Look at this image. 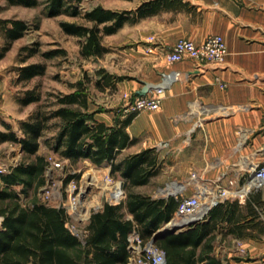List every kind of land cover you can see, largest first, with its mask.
<instances>
[{"label":"trees","instance_id":"trees-1","mask_svg":"<svg viewBox=\"0 0 264 264\" xmlns=\"http://www.w3.org/2000/svg\"><path fill=\"white\" fill-rule=\"evenodd\" d=\"M7 1L10 5L25 7L40 5V0ZM83 1L50 0L47 14L55 17L70 13L83 18L84 22L61 21L60 26L66 34L80 38V54L84 58L99 57L109 52L104 37L116 33L127 22H138L162 10L180 9L188 3L184 0H145L137 9L127 10L109 9L99 3L83 10ZM27 28L28 22L23 19H0V30L6 37L0 57L12 48L16 39L26 35ZM38 45L34 42L22 47L18 55L22 63H27L38 52ZM43 55L54 58L67 55V50L58 47L44 51ZM46 69V62L29 63L20 67L18 81L28 82L45 74ZM97 75L100 78L94 80L86 73L84 80L71 82V92L55 95V107L42 104L39 87L28 89L19 101L24 106L30 103H38L39 106L28 119L20 121L23 136H19L10 124L4 123L6 130L0 131V145L6 141L19 143L23 152L35 155L36 159L18 163L10 172L0 174V216L4 217L0 227V264H128V237L133 230L137 228L142 238L148 240L174 217L179 198L172 195L156 198L136 190L139 186H146L160 173L157 148H145L138 153L120 156L124 149L136 142L127 132V125L135 112L110 126L95 118L96 111L89 110L88 82L104 90L106 87L114 89L115 83L124 79V76L112 74L104 67L98 70ZM54 126L58 132L51 141L47 137L46 142L49 141L56 152L73 163L89 159L98 166L109 165L112 174L119 173L126 191L125 200L118 205L106 202L102 210L92 213L84 240L67 227L68 215L64 207L50 205L39 196L47 183V158L38 155L40 140ZM242 205L239 200L221 202L213 207L204 222L158 239L157 244L166 251L167 264H227L215 254L217 236L220 233L242 238L254 236L253 232L246 231V225H256L253 221L257 210L248 208L245 215ZM246 205L251 206L249 201Z\"/></svg>","mask_w":264,"mask_h":264},{"label":"crops","instance_id":"crops-1","mask_svg":"<svg viewBox=\"0 0 264 264\" xmlns=\"http://www.w3.org/2000/svg\"><path fill=\"white\" fill-rule=\"evenodd\" d=\"M143 1L99 0L96 5L100 3L109 9L127 10L137 9ZM184 1L188 3L180 9L162 10L138 22H127L116 33L104 37L107 47L120 48L118 55L122 58L118 65H104V68L112 74L124 76V79L117 81L114 89L106 87L101 90V93L108 95L107 100H97L90 95L89 110L96 111L95 118L110 126L135 112L127 125V132L136 142L124 151H130L136 145L139 147L129 154L145 148H156L162 141H171L175 150L182 148L179 153L184 152L183 156H189L190 173L185 179L177 181L187 182L191 172L198 171L210 179L225 174L224 182L227 183L228 179L247 174L255 165L264 164V0ZM0 5L3 6L0 19L19 18L27 21L21 16L13 17L4 12L29 6L10 5L7 0H0ZM214 33L221 34L227 42L229 53L222 63L203 64L189 58L176 62L167 60V52L179 38L187 37L200 43ZM22 38L16 39L6 53L13 50L18 52L17 44ZM20 46L21 51L27 45ZM3 58L0 57V73L4 71ZM134 61L133 69L129 65ZM166 75L173 77L172 85L161 95L158 110L132 111L129 107L131 97L144 93L148 83L153 87L148 89L147 94L153 93L154 86L162 83ZM98 78L99 75L96 76ZM72 90L70 86L69 92ZM0 94L3 95L2 104L11 94L1 79ZM119 107L123 111L120 112ZM208 108L214 112L221 110V114L205 121L203 126L200 122L204 120L202 115L209 113ZM187 112V117L181 118ZM8 121V116L0 111V131L4 123L9 124ZM20 121L18 126H11L19 136H23ZM189 133L193 142L184 151L182 146ZM137 191L155 197L151 193ZM191 192L192 186L187 194ZM248 201L251 206L247 207ZM241 203L245 215L248 208L257 210V217L253 221L256 225H246V231L253 232L254 236L242 238L220 233L216 239L219 242L221 238L226 241L230 237L245 240L250 260L234 262L232 254L220 253L217 245L215 254L224 262V258H230V262H225L227 264H264V185Z\"/></svg>","mask_w":264,"mask_h":264},{"label":"rangeland","instance_id":"rangeland-1","mask_svg":"<svg viewBox=\"0 0 264 264\" xmlns=\"http://www.w3.org/2000/svg\"><path fill=\"white\" fill-rule=\"evenodd\" d=\"M49 1L50 0H40V5L37 7L12 8V12L9 10H5L4 12V14L12 15L13 17L21 16L28 22L27 33L17 44L18 52L13 50L4 55V60L2 61L4 71L0 73V79L3 81V85L6 84L8 89L11 90L10 96L6 99L7 102H3V106H1V111L2 114L8 116V122L13 127L18 126L22 117H28L29 113L39 106L38 103H31L28 106H24L19 101L21 97L26 95L28 89L39 87V91L42 95V104L44 103V106L50 105V107H55L53 106L56 101L55 95H57L58 92H69L71 82L81 79L84 80L86 73L95 80L96 76H98L97 72L101 67H104V65H112L114 63L118 65L122 59L118 55L120 52L118 46H115L116 48L113 49L110 48L109 52L105 53L103 56L91 58H84L81 56L80 38L72 34H66L63 31V28H61L60 22L69 20L84 22L83 18L81 16H73L70 13H61L55 17H51L47 14V5ZM98 1L99 0H84L83 3H81V7L83 10L91 8V6L96 5ZM135 2H137V0H133L131 3ZM0 31L1 52L3 50V45L5 44V36L2 30ZM34 42L39 44L38 52L31 56L27 63H22L20 58H18V53L20 51L19 48L21 47L20 45H32ZM58 47L65 48L67 50V55H56L54 58H48L43 55L44 51L54 50ZM33 62H46V73L28 80V82H19L18 77L20 67ZM129 67L134 69L135 61L134 63H131ZM87 85L90 92L89 95H93L97 100H107L106 98L108 95L101 93V89L99 90L91 82H88ZM147 92L148 90L144 91V93H138L132 96V101H134L137 96H143L144 94H147ZM118 109H120V112L123 111L122 107H119ZM208 109L210 110L209 113H204L202 115V117H204V120L200 122L202 125L205 121L214 119L221 114V110L214 112L215 110H211V108ZM188 114L189 112L183 114L181 118L187 117ZM53 123H56V121L54 120ZM2 129L6 130V127L2 126ZM57 132L58 129L54 126L52 130L47 132L42 138L43 145L41 146L38 155L44 157L53 156V158L58 160L63 159L60 152H56L50 146L51 144H49V141L52 140V137ZM191 133H189L188 138L185 139L186 141L183 143L184 145L182 147H184V151L192 145L193 137H189L192 135ZM47 137L50 139L48 142H46ZM138 147L139 145H136L131 148L130 151H124L120 155L121 158L125 157ZM181 150L182 148L175 150L173 145L156 149V153L160 156L158 165L159 169H161L160 173L153 177L146 186H143L142 188L137 187L136 190L151 193L156 198L167 195L169 191H165V189L172 184V182L185 179L190 173V168H188L189 156L187 154L183 156L182 154H184V152L182 154L179 153ZM177 153L179 154V157H177ZM35 159V155H28L23 152L20 144L16 142L12 143L6 141L0 145V166L12 167L16 166L18 163H29ZM63 161L65 160L63 159ZM64 163V169L56 171V176H51L47 186L54 203L61 201L66 204L68 209V205L70 206V204L69 201H67L66 188L67 184L74 180L80 188L76 193L75 205H83L84 212L88 210V212L92 214L95 208H99L101 204L111 200V198H114L115 196H118L119 199L121 198V189L117 190V188L120 182L122 185V179L119 173L112 174L109 165L103 164L102 166H98L89 159L80 160L77 163L71 161H65ZM69 176L74 177L66 181V178ZM123 190L125 191L124 187ZM123 195L126 196V191ZM122 198L124 199L126 197ZM169 222L164 226L168 225ZM71 225L75 226L79 233L84 236L86 232V223H80V220L73 218V223ZM164 226L163 228H165ZM188 228L189 227H185L180 230ZM226 239V241L223 238H221L220 242L216 241L220 253L224 255H229L231 253V259L234 260V262H247L250 260L245 240L239 238L233 239L231 237ZM224 260L225 262H227V260L230 262V258L228 257L224 258ZM254 264H261V262Z\"/></svg>","mask_w":264,"mask_h":264},{"label":"built area","instance_id":"built-area-1","mask_svg":"<svg viewBox=\"0 0 264 264\" xmlns=\"http://www.w3.org/2000/svg\"><path fill=\"white\" fill-rule=\"evenodd\" d=\"M228 47L226 39L218 33L211 34L203 42L197 43L190 38H179L171 49L167 52V60L171 61H182L187 58L192 59L198 63H222L228 55ZM173 77L166 75L164 81L154 89L151 94H144L143 96H137L134 101L131 102L130 108L132 111H141L144 109L158 110L161 104V95L172 85ZM226 86V84H222ZM3 95L0 94V111L2 106ZM245 108V106H244ZM171 141H162L156 147L157 149L171 146ZM47 164L45 173L47 176V183L43 186L39 192V196L42 201L47 202L50 205L61 208L64 207L67 211L68 220L67 227L73 232V234L79 236L80 239L84 240L88 234L87 225L90 222L92 214L86 210L83 211L76 204V193L80 189L77 182L74 180L67 184V201L70 206L68 209L65 203L61 201L54 203L50 196L48 184L51 176H56V171L62 170L65 167V161H71L69 158L62 157L63 159H56L53 156L46 157ZM72 162V161H71ZM13 167V166H12ZM12 167L0 166V174L8 173L12 170ZM67 179V178H66ZM225 174L219 175L216 179H210L203 176L198 171L191 172L189 181L181 182L175 180L173 183H177L175 190L169 191L167 195H172L180 199L178 208L174 217L170 220V224L188 226L191 221L194 224L204 222L210 216L213 207L221 202L239 200L240 202H246L251 194L264 185V164L255 165L252 167L247 174L240 175L238 178L228 179L227 183L224 182ZM171 185V184H170ZM193 187V192L187 194V191ZM169 187V186H168ZM120 190L122 194L119 199L118 196L111 198L107 202L118 205L126 197L123 194L125 191L121 185L118 184L117 190ZM104 204H101L99 208H95L93 212L102 210ZM92 212V213H93ZM73 218L80 220V223L87 224L86 232L84 236L79 233L75 226H72ZM4 217L0 216V227L2 226ZM193 225V224H192ZM128 248H129V262L128 264H167L166 251L162 249L157 242L153 241V237L148 240H144L137 228L128 237Z\"/></svg>","mask_w":264,"mask_h":264},{"label":"water","instance_id":"water-1","mask_svg":"<svg viewBox=\"0 0 264 264\" xmlns=\"http://www.w3.org/2000/svg\"><path fill=\"white\" fill-rule=\"evenodd\" d=\"M159 85H155L154 87L157 88ZM153 86H151V84H147L146 89L148 90L149 88H151ZM194 224V221H191V223H189L188 226L191 227V225ZM165 228H162V230H159L158 232H156L153 236V241L157 242L158 239L162 238V236L166 235V234H172L177 232L178 230L185 228L186 226H180V225H173L172 227H168L167 225L164 226Z\"/></svg>","mask_w":264,"mask_h":264},{"label":"bare ground","instance_id":"bare-ground-1","mask_svg":"<svg viewBox=\"0 0 264 264\" xmlns=\"http://www.w3.org/2000/svg\"><path fill=\"white\" fill-rule=\"evenodd\" d=\"M177 183H173V184H171V185H169V187H167V188H171L170 190H168V191H172V190H175V188H177ZM166 188V189H167ZM80 207L82 208L83 207V205H80ZM174 225V223H172V224H168L167 226L168 227H172Z\"/></svg>","mask_w":264,"mask_h":264}]
</instances>
